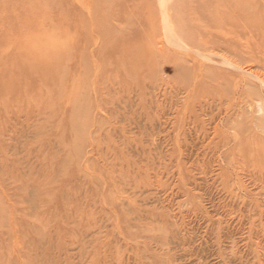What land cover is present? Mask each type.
<instances>
[{
	"label": "rangeland",
	"instance_id": "374dc122",
	"mask_svg": "<svg viewBox=\"0 0 264 264\" xmlns=\"http://www.w3.org/2000/svg\"><path fill=\"white\" fill-rule=\"evenodd\" d=\"M0 264H264V0H0Z\"/></svg>",
	"mask_w": 264,
	"mask_h": 264
}]
</instances>
